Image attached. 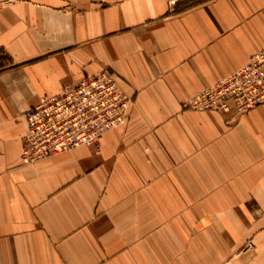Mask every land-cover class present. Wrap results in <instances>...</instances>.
Returning a JSON list of instances; mask_svg holds the SVG:
<instances>
[{"label":"crops","instance_id":"obj_1","mask_svg":"<svg viewBox=\"0 0 264 264\" xmlns=\"http://www.w3.org/2000/svg\"><path fill=\"white\" fill-rule=\"evenodd\" d=\"M264 47V0H0V264H264V103L194 110ZM109 70L98 145L24 162L26 110Z\"/></svg>","mask_w":264,"mask_h":264},{"label":"built area","instance_id":"obj_2","mask_svg":"<svg viewBox=\"0 0 264 264\" xmlns=\"http://www.w3.org/2000/svg\"><path fill=\"white\" fill-rule=\"evenodd\" d=\"M133 97L111 71L83 77L78 83L40 98L26 110L24 162H35L82 145L99 144L107 132L122 126ZM264 103V47L238 71L195 94L187 106L223 113L247 112Z\"/></svg>","mask_w":264,"mask_h":264},{"label":"rangeland","instance_id":"obj_3","mask_svg":"<svg viewBox=\"0 0 264 264\" xmlns=\"http://www.w3.org/2000/svg\"><path fill=\"white\" fill-rule=\"evenodd\" d=\"M133 103V102H132ZM186 105H187V103H186ZM190 108V107H189ZM191 109H193V108H191ZM195 110V109H194Z\"/></svg>","mask_w":264,"mask_h":264}]
</instances>
